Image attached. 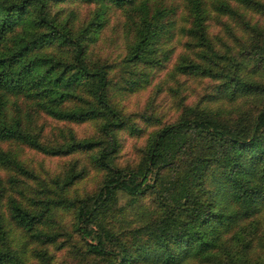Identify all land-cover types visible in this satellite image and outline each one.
Listing matches in <instances>:
<instances>
[{
  "label": "trees",
  "instance_id": "trees-1",
  "mask_svg": "<svg viewBox=\"0 0 264 264\" xmlns=\"http://www.w3.org/2000/svg\"><path fill=\"white\" fill-rule=\"evenodd\" d=\"M62 1L0 0V168L5 172L0 175V264H18L20 260V250L12 245L11 225L32 241H54L57 233L47 230L52 224V210L64 206L62 199L29 195L30 202L26 203L18 195L28 196L31 185L26 180L32 177L19 158L21 146L50 155L95 150L90 159L104 174L96 190L76 205L73 228L83 240L85 252L101 259L99 264H184L188 260L194 264H252L253 258L258 260L255 264H263L264 102L247 134L233 132L227 124L203 113L181 115L146 137L138 168L119 165L113 159L119 145L116 133L128 126L130 132L136 131L130 118L109 97L112 63L87 61L88 42L105 21L108 7H135L138 15L131 21L132 40L118 64L145 62L150 45L172 35L175 8L153 7L148 0H91L96 3L91 19L76 26L74 13L66 11ZM222 1L220 10L227 14L240 7L263 9L261 0ZM204 4L205 0H185L194 22L189 35L194 37L199 31L200 46L207 44L200 56L207 55L213 44L204 27ZM258 36L251 52L264 63V23ZM240 64L239 59L234 75H224L226 83L239 78ZM179 65L187 71L201 66L191 59ZM126 81L130 85L136 82ZM239 82L237 79L234 84ZM42 114L76 123L94 120L99 137L76 138L68 131L63 133V141L44 143L37 128V117ZM192 132L206 135L210 141L192 147L180 140L183 146L179 151L162 147L167 139ZM214 143L221 145L211 148ZM172 165L182 173L185 188L166 201L168 209L163 214L152 216L149 210L145 218L151 219L135 226L142 235L126 238L114 235L109 228H103L101 234L91 227L95 215L116 191L142 195L151 186L146 183L148 175ZM79 174L68 172L62 189ZM172 202L181 207H171ZM105 240L113 248L105 246ZM233 250L239 257L226 260Z\"/></svg>",
  "mask_w": 264,
  "mask_h": 264
},
{
  "label": "rangeland",
  "instance_id": "rangeland-1",
  "mask_svg": "<svg viewBox=\"0 0 264 264\" xmlns=\"http://www.w3.org/2000/svg\"><path fill=\"white\" fill-rule=\"evenodd\" d=\"M148 1L153 7L171 5L175 9L172 16V35L164 38L165 41L160 38L150 45V49L145 53V62L130 63L128 66L118 64L128 53V44L132 40L131 21L136 20L138 15L135 7H108L105 21L95 32L93 40L88 42L86 52L89 62L112 63L108 72L109 97L130 118L133 130L136 131L130 132L132 128L129 126L117 131L119 145L113 153V159L119 165L134 168L140 166L146 137L163 123L174 121L181 115L194 116L203 113L227 124L233 132L247 134L264 102V63L259 56H253L251 52L264 23V0H261V10L252 11L240 7L237 8L240 12L235 10L231 14L220 10L224 6L222 0H205L203 6L207 15L204 27L207 38L213 44L204 56H200V53L201 49H206L207 44L200 46V32L196 31L194 37L189 35V28L194 22L191 19L193 14L187 10L185 0ZM229 3L231 6L234 4L232 1ZM61 6L74 13L76 26H83L91 19L96 3L64 0ZM213 50L217 54H214ZM189 59L201 66L189 71L188 68L181 70L179 64L186 65ZM239 59V78L236 76L234 82L237 79L240 82L226 83L224 75L235 74L233 69ZM129 69L134 72H128ZM127 79H134L136 82L130 85ZM37 124L44 143H59L64 139L63 133L67 134L68 131L76 138L99 137L94 120L76 123L56 120L42 114L37 117ZM180 140L192 147L210 141L206 135L192 132L177 136L176 139H167L162 147H174L179 151L183 146ZM261 140L264 141V129ZM219 144L221 145L214 143L211 148ZM19 152V158L32 173V177L26 180L31 185L30 191H26L28 196L18 195L26 203L30 202L29 195L40 199L46 196L56 200L62 199L64 206L58 207L56 211L55 208L52 210V224L47 230L57 233L54 241H32L11 225L12 245L20 250L18 264L103 263L99 257L85 252L83 240L73 228L76 205L85 201L96 190L104 174L90 159L95 150H76L68 154L50 155L21 146ZM68 172H80V176L63 190L62 182ZM0 175H5L1 168ZM181 177L182 173L176 165L155 169L146 180L151 186L142 195L132 196L120 190L116 191L108 204L95 215V223L91 227L101 234H104L103 228H109L114 235L123 234L126 238L142 235V231L135 226L145 224L152 216L167 211L166 201L169 202L176 192L185 188L186 181H182ZM19 186L22 184L19 183ZM173 206L181 207V204L172 202L171 207ZM149 210L153 215L145 218ZM4 211L7 216V211ZM104 245L113 248L107 240ZM237 249L239 245L236 246ZM236 250H233L226 260L233 259L236 255L239 257L240 254L235 252ZM192 261L188 260L184 264H194L195 261ZM252 261V264H255L258 260L253 258Z\"/></svg>",
  "mask_w": 264,
  "mask_h": 264
}]
</instances>
